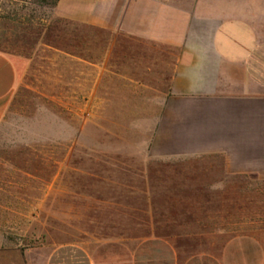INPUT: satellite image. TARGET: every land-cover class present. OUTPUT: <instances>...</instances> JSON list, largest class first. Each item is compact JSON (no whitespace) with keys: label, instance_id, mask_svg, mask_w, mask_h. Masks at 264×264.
<instances>
[{"label":"crops","instance_id":"1","mask_svg":"<svg viewBox=\"0 0 264 264\" xmlns=\"http://www.w3.org/2000/svg\"><path fill=\"white\" fill-rule=\"evenodd\" d=\"M56 15L103 35L62 54L92 84L96 106L103 92H127L118 105L137 109L126 121L148 124L137 160L178 173L145 178L143 224L133 232L142 238L60 244L43 264H264L257 238L214 222L230 218L231 177L264 184L263 5L59 0ZM20 83L0 53V124ZM33 254L0 236V264L35 262Z\"/></svg>","mask_w":264,"mask_h":264},{"label":"rangeland","instance_id":"2","mask_svg":"<svg viewBox=\"0 0 264 264\" xmlns=\"http://www.w3.org/2000/svg\"><path fill=\"white\" fill-rule=\"evenodd\" d=\"M160 1L188 7L197 0ZM227 1L264 8V0ZM57 3L0 0V53L21 75L0 124V236L24 252L32 247L36 261L24 264H43L64 243L142 238L133 232L143 224L145 178L178 173L137 160L133 149L145 145L148 124L126 121L137 109L118 105L127 92H103L108 99L95 105L92 84L62 51L93 48L103 35L59 18ZM230 183V218L214 222L264 247V184Z\"/></svg>","mask_w":264,"mask_h":264},{"label":"trees","instance_id":"3","mask_svg":"<svg viewBox=\"0 0 264 264\" xmlns=\"http://www.w3.org/2000/svg\"><path fill=\"white\" fill-rule=\"evenodd\" d=\"M58 1H59V0H53V2H56V3H57Z\"/></svg>","mask_w":264,"mask_h":264}]
</instances>
